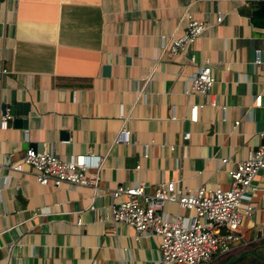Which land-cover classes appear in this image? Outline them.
Instances as JSON below:
<instances>
[{
    "label": "crops",
    "instance_id": "0c3cea01",
    "mask_svg": "<svg viewBox=\"0 0 264 264\" xmlns=\"http://www.w3.org/2000/svg\"><path fill=\"white\" fill-rule=\"evenodd\" d=\"M253 1L0 0V113L10 114L0 130V264H162L155 235L104 217L109 190L151 192L167 180L226 188L227 168L264 142V25L250 19ZM185 11L207 26L168 53ZM200 63L215 77L209 95L187 94ZM15 103L25 107L10 112ZM121 127L127 142L114 138ZM25 147L97 155L95 185L39 184L31 167L10 169ZM253 182L232 250L253 242L264 252V171ZM160 210L187 214L172 201Z\"/></svg>",
    "mask_w": 264,
    "mask_h": 264
},
{
    "label": "built area",
    "instance_id": "2783aa9c",
    "mask_svg": "<svg viewBox=\"0 0 264 264\" xmlns=\"http://www.w3.org/2000/svg\"><path fill=\"white\" fill-rule=\"evenodd\" d=\"M184 28L179 34L170 36L167 44L168 53H174L194 40L207 26V23L185 11ZM221 19L220 13L214 21ZM5 68L0 67V73ZM214 74L207 63H200L185 78L183 91L209 95L214 82ZM259 93H254L253 104H259ZM209 105L222 109L212 100ZM200 103L192 104L189 112L193 113ZM10 117L7 110L0 113V130L6 127ZM174 118L173 113L170 116ZM237 119L233 123H237ZM261 139L264 136V119L262 128L256 132ZM184 131L181 138H187ZM115 140L127 142L129 131L121 127L114 136ZM141 157L146 156L143 149ZM98 156L91 153H74L67 158H60L51 150L36 151L25 147L22 155L12 161L8 167L20 170L23 165L33 169V179L39 184L58 185L68 182L80 185H95L97 180ZM226 161L225 157L220 162ZM134 167H139L138 163ZM264 171V142L249 147L245 155L232 162L227 168L228 187H208L204 184L194 188L177 185L173 180L160 181L153 185L152 191L143 190L141 183H119L109 190L111 202L104 214L112 223L121 221L131 227L135 237L145 234L157 238L158 262L162 264H202L214 255L233 248L242 216H248L253 204L251 196L258 184L253 182L257 172ZM247 199L241 202V197ZM163 201L175 202L178 206L192 210L191 215L169 213L160 210ZM79 217L75 222L79 223Z\"/></svg>",
    "mask_w": 264,
    "mask_h": 264
},
{
    "label": "trees",
    "instance_id": "16d2710c",
    "mask_svg": "<svg viewBox=\"0 0 264 264\" xmlns=\"http://www.w3.org/2000/svg\"><path fill=\"white\" fill-rule=\"evenodd\" d=\"M251 6V21L264 25V0H255L251 2ZM260 241L261 242L259 244L264 245V238H261ZM256 245L257 243L248 242L246 247L250 251H244L240 257L231 264H264V258L261 257L264 256V252H261ZM219 254H225L226 256L224 257L223 261L220 263L218 262L217 264H223L231 257L236 255L235 251H232L231 249L223 251ZM218 255L214 256V258H216Z\"/></svg>",
    "mask_w": 264,
    "mask_h": 264
},
{
    "label": "rangeland",
    "instance_id": "374dc122",
    "mask_svg": "<svg viewBox=\"0 0 264 264\" xmlns=\"http://www.w3.org/2000/svg\"><path fill=\"white\" fill-rule=\"evenodd\" d=\"M181 212H183V210H181ZM191 214H192V210L191 209L190 210L187 209V214L186 215H191ZM244 249H246V245L245 244H243V246H241L240 249H234L232 251H235V254H238ZM225 256H226L225 254H219L216 258L212 257L210 260H208V261H206V262H204L202 264H217L218 262L220 263L221 261H223Z\"/></svg>",
    "mask_w": 264,
    "mask_h": 264
},
{
    "label": "water",
    "instance_id": "95a60500",
    "mask_svg": "<svg viewBox=\"0 0 264 264\" xmlns=\"http://www.w3.org/2000/svg\"><path fill=\"white\" fill-rule=\"evenodd\" d=\"M20 105H24V107H25V104H18V103H15V104H11L10 106H9V111L10 112H14V111H16V112H18V106H20ZM1 110H3V107H1ZM22 112H25V109L24 108H22ZM22 123H23V121H22ZM244 251H250L249 249H244V250H242L240 253H238V254H236L235 256H233V257H231L229 260H227L226 262H224L223 264H231L232 262H234L235 260H237L239 257H240V255L244 252ZM262 258H264V256H261Z\"/></svg>",
    "mask_w": 264,
    "mask_h": 264
}]
</instances>
